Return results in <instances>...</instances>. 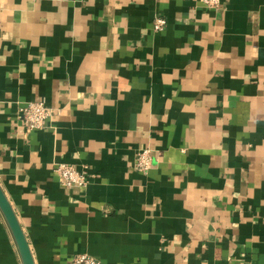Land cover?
<instances>
[{
	"label": "crops",
	"instance_id": "crops-1",
	"mask_svg": "<svg viewBox=\"0 0 264 264\" xmlns=\"http://www.w3.org/2000/svg\"><path fill=\"white\" fill-rule=\"evenodd\" d=\"M0 185L36 264H264V0H0Z\"/></svg>",
	"mask_w": 264,
	"mask_h": 264
},
{
	"label": "built area",
	"instance_id": "built-area-1",
	"mask_svg": "<svg viewBox=\"0 0 264 264\" xmlns=\"http://www.w3.org/2000/svg\"><path fill=\"white\" fill-rule=\"evenodd\" d=\"M209 8L218 7L220 0H204ZM166 25L165 20L159 19L155 22V30L162 31ZM21 119L29 130H41L45 127L46 121L53 115V110L44 102H30L19 110ZM135 167L138 171L148 174L153 167V155L151 150H143L138 154ZM56 172L62 178L63 185L67 188L86 187L89 181L90 172L88 168L79 170L70 164H60ZM70 264H103L96 257L89 254L75 256Z\"/></svg>",
	"mask_w": 264,
	"mask_h": 264
},
{
	"label": "water",
	"instance_id": "water-1",
	"mask_svg": "<svg viewBox=\"0 0 264 264\" xmlns=\"http://www.w3.org/2000/svg\"><path fill=\"white\" fill-rule=\"evenodd\" d=\"M0 209L3 215L5 216L9 224V227L12 231V234L15 238L23 264H36L30 244L24 233L23 227L21 226L19 218L11 202L8 200L6 194L4 193L1 185H0Z\"/></svg>",
	"mask_w": 264,
	"mask_h": 264
}]
</instances>
